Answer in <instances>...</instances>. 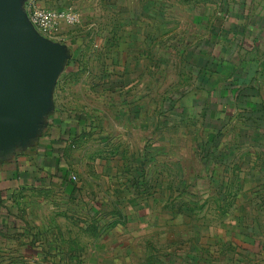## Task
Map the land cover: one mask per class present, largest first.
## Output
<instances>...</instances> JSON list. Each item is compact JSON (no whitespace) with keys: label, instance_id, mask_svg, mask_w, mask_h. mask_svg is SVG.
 Instances as JSON below:
<instances>
[{"label":"rangeland","instance_id":"rangeland-1","mask_svg":"<svg viewBox=\"0 0 264 264\" xmlns=\"http://www.w3.org/2000/svg\"><path fill=\"white\" fill-rule=\"evenodd\" d=\"M103 1L75 0L77 23L56 41L68 57L52 116L86 126L54 159L68 189L35 195L31 261L258 264L251 247L264 242V116L244 121L243 107L224 105L230 120L220 124L192 105L202 98L196 62L210 50L212 26L193 22L203 14L189 8L194 0L163 10L157 0H137L136 9Z\"/></svg>","mask_w":264,"mask_h":264},{"label":"crops","instance_id":"crops-1","mask_svg":"<svg viewBox=\"0 0 264 264\" xmlns=\"http://www.w3.org/2000/svg\"><path fill=\"white\" fill-rule=\"evenodd\" d=\"M74 1L37 0L38 5L43 8L59 10L64 6L66 9L70 8L65 10L70 12L73 7L69 6ZM79 1L84 2V7L86 1L90 0ZM178 1L157 0L154 7L163 10L165 5L170 7L167 4L172 2L173 5ZM142 2L145 3L143 0ZM100 3L105 1L96 0L99 8ZM108 3L121 4L118 0H108ZM128 3L132 6L131 9H136L138 5L137 0H125V4ZM192 6L189 8H199L203 12L197 13L193 22L205 25L210 23L212 26L211 37L208 39L210 50L202 52L196 62V68L203 81L200 88L202 98H193L192 105L200 107L199 114L204 119L220 124L230 120V116L220 110L224 105L243 107L242 110L248 114L244 121L256 116L262 119L264 0H194ZM144 7L147 9V5ZM214 11L216 15L212 17ZM52 115L51 113L46 118L39 136L32 145L18 147L8 155L0 154V254L3 252L8 256L6 258L2 255L0 264L33 263L29 253L35 251L34 246L38 244L35 236L37 227L34 225L37 217L33 212L35 195L39 191L68 189L65 171L58 160L55 162L54 159L58 158L57 151L63 148V140L78 136V129L86 126V123L80 117L73 123L72 118L64 119L62 116L58 118ZM222 116H226L224 122ZM49 128L52 129L51 134L54 129L58 134L54 137L47 133ZM210 135L213 137L214 133L210 132ZM259 148L264 149L262 146ZM261 155L264 157V152ZM42 196L46 198V195ZM260 239L264 240L262 237ZM245 247L239 249L243 250L244 254H249L250 246ZM10 249L9 253H5ZM251 250L252 258L258 264H264V242L253 243Z\"/></svg>","mask_w":264,"mask_h":264},{"label":"water","instance_id":"water-1","mask_svg":"<svg viewBox=\"0 0 264 264\" xmlns=\"http://www.w3.org/2000/svg\"><path fill=\"white\" fill-rule=\"evenodd\" d=\"M27 0H0V154L32 145L53 111L66 45L40 35Z\"/></svg>","mask_w":264,"mask_h":264},{"label":"built area","instance_id":"built-area-1","mask_svg":"<svg viewBox=\"0 0 264 264\" xmlns=\"http://www.w3.org/2000/svg\"><path fill=\"white\" fill-rule=\"evenodd\" d=\"M25 10L36 31L54 42L57 41L64 27L73 26L77 23V17L74 13L43 8L33 0L25 4Z\"/></svg>","mask_w":264,"mask_h":264}]
</instances>
